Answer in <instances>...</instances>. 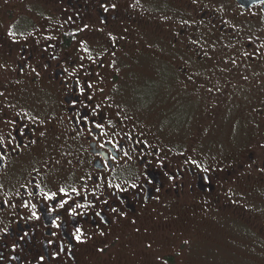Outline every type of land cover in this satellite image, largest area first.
<instances>
[{
  "label": "flooded vegetation",
  "instance_id": "obj_1",
  "mask_svg": "<svg viewBox=\"0 0 264 264\" xmlns=\"http://www.w3.org/2000/svg\"><path fill=\"white\" fill-rule=\"evenodd\" d=\"M42 8L44 33L11 20L0 41V264H86L131 244L146 206L217 190L207 150L247 149L264 187V0ZM196 116L216 141L185 140Z\"/></svg>",
  "mask_w": 264,
  "mask_h": 264
},
{
  "label": "rangeland",
  "instance_id": "obj_2",
  "mask_svg": "<svg viewBox=\"0 0 264 264\" xmlns=\"http://www.w3.org/2000/svg\"><path fill=\"white\" fill-rule=\"evenodd\" d=\"M45 1L49 0H0V32L3 33L0 41L8 38L9 32L5 26H9L6 22L10 23L11 20H24L26 26H22V22L20 26L28 27L26 20L31 18L32 24L28 29L34 27L33 32L46 31L39 25L45 21L41 18L44 14L42 4ZM45 8H47L45 13L49 15L54 13V7L51 5ZM20 26L17 28L20 29ZM144 48L152 50L146 43ZM213 52H216V49ZM5 55L0 45V62L5 59ZM243 115L245 114L241 113L242 121L246 119ZM235 116L233 111L229 112L227 118L221 121L222 132L227 133L225 126L234 123ZM196 118L193 125L197 130L196 136L194 137L195 134L191 131L185 133L186 141L192 139V143L205 145V139L208 141L211 138L216 141L220 137L214 132L207 135L205 131L198 135L201 118L200 116ZM245 123L247 124L248 121ZM247 151L246 149L223 153L233 157L232 160L229 159L227 165L219 159L223 154L204 151L199 157L205 160L206 170L215 172L212 177L218 184L216 191L186 195L180 200L170 201L166 209L158 208L162 204L160 200H157L156 204L151 203L146 206L143 210L144 222L139 223V230L132 232L134 236L131 242V244L135 242L148 244L145 250L141 252V246L131 247V244L125 245L119 242L115 247L116 250L109 251V254L90 251L84 262L86 264H264V241L256 242L253 237L256 234L260 239L264 237V187H260L259 177L248 165L245 154ZM186 155L189 159L197 154L188 148ZM238 155L241 157L237 158ZM241 226L251 230L252 235L247 236L252 237V240L243 238L244 235L239 238ZM229 237H236L239 245L234 246L227 241ZM183 242H186V245H183ZM213 245L225 249L223 252L227 257L225 260L208 262L203 258L201 252ZM167 255L172 257V262L166 258Z\"/></svg>",
  "mask_w": 264,
  "mask_h": 264
},
{
  "label": "trees",
  "instance_id": "obj_3",
  "mask_svg": "<svg viewBox=\"0 0 264 264\" xmlns=\"http://www.w3.org/2000/svg\"><path fill=\"white\" fill-rule=\"evenodd\" d=\"M239 233H240L239 238H241V236L244 235L243 238H249L252 240V237L247 236L250 234L252 235V232L248 227L246 228L245 226H241V230ZM253 237L257 240L256 242H258V240L260 242H261V240L264 241V237L262 239H260L259 238L260 236L258 237V234L254 235ZM227 241L231 242L234 246L239 245L236 237H229L227 239ZM186 242H183L182 244L186 245ZM224 251H225V249H221V248L213 245V246H209L205 251L201 252V254H202L203 258L206 259L208 262L211 260L222 261V260H225V258H227L223 253ZM166 258H168V260L172 262L171 256L167 255ZM230 259H232V257Z\"/></svg>",
  "mask_w": 264,
  "mask_h": 264
},
{
  "label": "snow or ice",
  "instance_id": "obj_4",
  "mask_svg": "<svg viewBox=\"0 0 264 264\" xmlns=\"http://www.w3.org/2000/svg\"><path fill=\"white\" fill-rule=\"evenodd\" d=\"M113 211H115V209H113ZM75 238H76L77 241H80L81 240V233H80V229L79 228L76 229V236H75Z\"/></svg>",
  "mask_w": 264,
  "mask_h": 264
}]
</instances>
